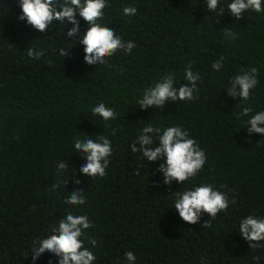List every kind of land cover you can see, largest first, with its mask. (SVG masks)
Wrapping results in <instances>:
<instances>
[{"label":"trees","instance_id":"trees-1","mask_svg":"<svg viewBox=\"0 0 264 264\" xmlns=\"http://www.w3.org/2000/svg\"><path fill=\"white\" fill-rule=\"evenodd\" d=\"M230 2L220 0L209 12L206 0H108L101 23L136 47L88 65L84 46L66 36L71 24L54 21L40 33L19 19L20 0H0V264H59L47 251L33 261V242L52 235L70 212L92 223L81 239L96 256L93 264H128V251L135 264H264V241L251 249L239 234L243 218H264V136L247 129L251 116L264 111V11L248 10L237 20L227 11ZM125 6L137 14L125 16ZM79 25L83 35L87 24L79 18ZM225 28L235 35L225 36ZM29 47L45 55L30 58ZM60 48L70 50L67 57ZM221 56L223 67L216 71L212 64ZM188 64L201 76L198 99L139 107L144 90L164 75H172L176 87L188 84ZM252 68L259 70V83L250 98L228 96L232 78ZM100 102L116 112L107 122L111 127L91 112ZM243 107L252 112L240 116ZM149 124L187 130L207 156L202 171L184 184L165 185L157 172L163 160L148 162L130 151ZM86 135L112 143L102 178L80 171L87 161L74 144ZM59 162L69 172L58 175ZM137 168L141 174L133 175ZM205 183L235 200L208 228L207 213L197 224L183 221L172 195ZM79 190L86 203L66 204Z\"/></svg>","mask_w":264,"mask_h":264},{"label":"clouds","instance_id":"clouds-1","mask_svg":"<svg viewBox=\"0 0 264 264\" xmlns=\"http://www.w3.org/2000/svg\"><path fill=\"white\" fill-rule=\"evenodd\" d=\"M220 4V0H206L209 12L215 11ZM108 7V0H20L22 15L19 19L26 21L33 29L40 33H46L54 21L61 24H71L66 36L78 40L84 46V60L88 65H103L106 57L114 56L117 51L124 50L131 53L136 47L132 41L125 42L116 35V30L109 26H104L101 21L105 16L104 9ZM253 10L257 13L264 11L262 0H231L227 3V11L237 20L242 18V13ZM137 8L125 6L123 14L125 16H135ZM224 15L223 13L221 16ZM79 18H82L87 28L83 35H80ZM225 36H234L229 28L223 30ZM78 38V39H77ZM70 51V50H69ZM69 51L64 48L59 49V54L67 57ZM30 58L40 59L45 55L43 49L37 51L33 47L27 49ZM224 57L212 64V68L219 71L223 67ZM192 65L185 66V80L188 84L175 86V78L172 75H164L160 81L155 82L153 87H148L143 92V97L138 101L141 109L157 108L163 109L164 105L171 101H192L198 99L194 93L198 91L197 82L201 80L200 74L193 73ZM258 69L252 68L242 74L234 76L231 86L227 89L228 96L240 101H247L250 98L251 90L259 81L257 79ZM190 85V86H189ZM92 114L98 115L106 122L116 119V112L113 108L106 107L103 102L98 103L91 109ZM252 112L251 107H243L240 116H248ZM248 134L252 133L264 136V111L251 116L247 121ZM113 136L116 130L113 129ZM153 135L158 137V147L153 148L157 143ZM137 145H139L137 147ZM74 148L84 154L87 163L80 171L88 178L104 177L109 166V157L112 155V143L107 136H100L98 140H93L86 135L83 140L77 139ZM131 153H142L148 162L164 163L159 165L157 172L163 173V183L171 185L173 181L184 184L190 178L197 176L202 171L207 156L199 143L190 138V134L182 126L167 127L161 131L160 127H153L151 124L143 127L137 140L130 145ZM141 168L134 169L133 175H140ZM69 172L66 163L59 162L57 174ZM73 173L75 169L71 170ZM74 179L79 184L78 179ZM54 189L60 187L59 184L52 186ZM226 188V185H221ZM176 197L174 208L179 213L180 218L188 224H197L202 213H207L211 221H205L203 228L211 227L218 213L226 211L230 203L225 192L217 190L212 184H200L186 189L183 192H175ZM65 203L71 206L84 205L86 197L84 191L72 192L65 199ZM92 227L87 215H75L71 212L65 215L64 219L58 221V227L52 228V235L47 238L37 239L33 242L31 258L36 260L46 251L59 258V264H93L96 256L92 251L84 246L81 239L85 230ZM239 234L249 243L251 249L260 247L258 242L264 241V218L249 215L239 223ZM257 242V243H253ZM89 243L95 247L96 239H89ZM128 264H135L136 256L133 252L125 253ZM259 259V257H257Z\"/></svg>","mask_w":264,"mask_h":264}]
</instances>
